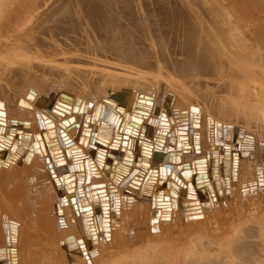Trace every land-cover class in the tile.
<instances>
[{"label": "bare ground", "instance_id": "1", "mask_svg": "<svg viewBox=\"0 0 264 264\" xmlns=\"http://www.w3.org/2000/svg\"><path fill=\"white\" fill-rule=\"evenodd\" d=\"M0 264H264V0H0Z\"/></svg>", "mask_w": 264, "mask_h": 264}, {"label": "rangeland", "instance_id": "2", "mask_svg": "<svg viewBox=\"0 0 264 264\" xmlns=\"http://www.w3.org/2000/svg\"><path fill=\"white\" fill-rule=\"evenodd\" d=\"M249 240L256 245L257 241H258V238H256L255 236H251V237H249Z\"/></svg>", "mask_w": 264, "mask_h": 264}, {"label": "water", "instance_id": "3", "mask_svg": "<svg viewBox=\"0 0 264 264\" xmlns=\"http://www.w3.org/2000/svg\"><path fill=\"white\" fill-rule=\"evenodd\" d=\"M186 164V163H185Z\"/></svg>", "mask_w": 264, "mask_h": 264}]
</instances>
